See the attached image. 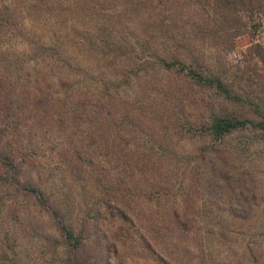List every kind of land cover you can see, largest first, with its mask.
<instances>
[{
    "label": "rangeland",
    "instance_id": "374dc122",
    "mask_svg": "<svg viewBox=\"0 0 264 264\" xmlns=\"http://www.w3.org/2000/svg\"><path fill=\"white\" fill-rule=\"evenodd\" d=\"M231 1L0 0V152L16 167L0 160V264H264V129L206 133L213 114L264 123V8ZM99 23L148 42L146 70L86 60L74 42ZM161 24L171 38L143 30ZM42 45L91 73L88 89ZM162 54L219 75L230 95L163 68ZM204 162L232 174L225 194L204 184Z\"/></svg>",
    "mask_w": 264,
    "mask_h": 264
},
{
    "label": "trees",
    "instance_id": "16d2710c",
    "mask_svg": "<svg viewBox=\"0 0 264 264\" xmlns=\"http://www.w3.org/2000/svg\"><path fill=\"white\" fill-rule=\"evenodd\" d=\"M234 1L235 0H232L231 2L234 3ZM240 1L244 2L243 0H240ZM250 1L251 3H253L254 6H258V9L264 8V0H250ZM101 13L103 17H112L111 15H114L115 12L113 11L112 13H110L105 10H102ZM101 24L102 23H99V25L95 26L93 29L90 28V30L89 29L86 30L85 35H83L79 41L74 42V45L76 46L78 51L86 53L87 55L86 60H90L91 58V61L93 62H101L100 60L102 59V57L107 56L109 57V59L108 60L106 59L105 62L108 65L112 66V69H113L116 64L114 62V59L122 56L126 58L129 64H131L130 66L135 67L136 69H140L141 67L146 70V68L149 66L151 62V57H152V55L148 53V49L150 47L148 42L145 43L146 45H143V44L140 45L138 43L132 44L129 42H119L115 39L114 35H112L114 27L111 28L110 26L101 25ZM143 30L145 33H148L150 36H153V35L158 36V37L166 36V38L172 37L171 36L172 32L170 31L169 27L163 24L154 26L152 27V29L149 27H144ZM154 43H155L154 45L156 48L162 45L161 42L156 41ZM42 48L44 52H48V53L51 52L52 53L51 55H53V58H55L54 56H57L55 58V61H56L57 66H59L61 69L64 67V69L67 71V67L69 70L77 68V70L79 71L78 72L79 75H81L82 77L76 76L77 79H74V81L73 79H71L73 82L69 79V81L75 85L73 86L75 90L83 91V88L88 89V86H87L88 83L86 81L87 80L86 76L87 77L93 76L91 73H89L87 70L80 67L79 64L75 65L74 62H72V59L70 58L71 56L61 51L62 49L61 47H56V46L52 47V45H49V46L42 45ZM157 53L158 52H155V55ZM157 56L153 61L154 62L159 61L163 68H166L168 70H175L177 72L178 71L184 72V75L187 78L193 80L197 84L215 88L222 94L226 95L227 97L230 95L231 91L229 90V88H227V85L225 84L224 80L219 75L217 76L213 73H209V72L207 73L204 70H198V69L189 67L188 65H186V63L183 60L179 59L178 57L167 59L166 54L157 55ZM120 73L123 74L121 75L122 78L124 79L128 78L129 80L130 78L129 70L126 71L125 73L124 72L122 73V70L120 69ZM65 81L66 82L64 83V77H60L59 85L62 88L66 89L70 87L71 83L68 82L67 80ZM113 82H116V81H112V84H114ZM116 84L118 85V83ZM67 93L68 92L64 91L63 93L64 97L67 95ZM72 96L73 95L69 94L67 95V97H65L64 100L67 102H71L70 100ZM37 102L39 104L41 101H37ZM84 104H85L84 101H77L76 103H74L73 116L74 115L78 116V113H76L75 110L78 107H81V110H82V105ZM96 114L97 113H93V114L90 113L89 116L91 117L93 115L96 118V120H98L99 118H97ZM79 116H80V113H79ZM248 126L264 129V123L262 122L255 123L247 118L242 119V118L225 115V114H213L210 119V122L207 124L206 133L209 134L213 140L218 141V140H223L227 135L231 134L232 132L239 130V129L246 128ZM114 133L116 134L115 137H117V139L120 140L121 139L120 133H118V131L116 130H114ZM78 153L82 154V151ZM90 153L92 152H88V154ZM10 157L8 155V152H6L5 150L0 152V160L5 164L12 165L13 167H15V163ZM142 158L143 157H140L139 160H141L140 162H142L141 164L143 166H146L147 163H145L144 159ZM204 165L208 169L207 170L208 172H206L203 177L204 184L205 183L211 184L212 187L213 188L215 187L219 192H221V194H225V186L228 185L230 187L229 184L234 182V179L232 178V174H230L229 172L218 173L217 165H215L214 162H204ZM241 182L243 183L242 185H237L234 188L236 189V191H238L237 198H240L239 199L240 202L244 200V198L242 199L239 196H241V194L244 195V193L241 190L245 188L244 186L245 179L241 178ZM239 183H240V180H239ZM27 189H29L33 193H37L39 200L45 203V205H48L49 203L48 197H45V195H43V193L38 187L32 186V187H28ZM54 213L58 217L60 228L62 229L63 233H65L66 239H69L71 241L72 237L74 236L73 231L63 221L59 209L57 208L54 209ZM176 219L178 220L180 226H184L182 223L183 221H180L179 217H176ZM183 228H185L184 230H187L186 227H183Z\"/></svg>",
    "mask_w": 264,
    "mask_h": 264
}]
</instances>
